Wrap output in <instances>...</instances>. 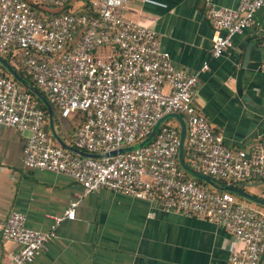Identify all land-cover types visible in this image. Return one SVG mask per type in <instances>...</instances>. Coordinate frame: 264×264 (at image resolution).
Returning <instances> with one entry per match:
<instances>
[{"label": "built area", "instance_id": "1", "mask_svg": "<svg viewBox=\"0 0 264 264\" xmlns=\"http://www.w3.org/2000/svg\"><path fill=\"white\" fill-rule=\"evenodd\" d=\"M70 1L37 3L63 7ZM84 1L83 12L41 17L27 0H0V55H20L61 118L82 112L81 126L68 144L101 155L83 157L60 146L38 101L0 68V124L24 133V166L64 173L85 194L108 188L217 223L240 244L226 264H259L264 215L233 192L185 176L178 163V125L161 124L148 143L113 156L105 153L135 145L157 120L178 113L186 124L183 157L189 167L226 183L260 181L264 198V136L249 151L227 146L193 102L197 76L174 66L155 30L120 15L127 0ZM203 6L215 31L213 57L231 47L235 34L257 24V10L264 12V0H239L235 8L203 0ZM78 201L54 216L48 231L28 228L18 211L0 219V246L3 240L20 245L10 264L31 262L55 237L56 225L74 218Z\"/></svg>", "mask_w": 264, "mask_h": 264}, {"label": "crops", "instance_id": "2", "mask_svg": "<svg viewBox=\"0 0 264 264\" xmlns=\"http://www.w3.org/2000/svg\"><path fill=\"white\" fill-rule=\"evenodd\" d=\"M27 1L41 17L55 11L37 0ZM214 2L235 8L239 0ZM86 8L84 0L68 3L69 12ZM119 13L155 30L174 66L197 76L193 102L227 146L249 151L259 144L264 136L263 11H256L257 24L235 34L231 47L218 57L211 55L215 31L203 0H127ZM75 115L58 116L60 127L53 118L55 131L66 143L77 127ZM164 123L180 127L176 117H166ZM23 144L24 133L0 124V219L18 211L28 228L48 231L53 217L79 198L74 218L58 223L55 237L28 264H226L230 252L240 246L217 223L165 211L155 200L108 188L85 194L64 173L28 168ZM236 185L262 197L260 181ZM241 198L264 215L263 205ZM19 248L17 242L3 240L0 264H10L11 253Z\"/></svg>", "mask_w": 264, "mask_h": 264}, {"label": "water", "instance_id": "3", "mask_svg": "<svg viewBox=\"0 0 264 264\" xmlns=\"http://www.w3.org/2000/svg\"><path fill=\"white\" fill-rule=\"evenodd\" d=\"M0 65H2L4 67V69L14 78V80H16L18 83H20L25 88H27L29 91H31L36 97H38L40 99V101L43 103V105L46 107L50 132L60 146H62L63 148H65L68 151L79 154L83 157L97 158V157L101 156L98 153H89V152H85L83 150L76 149L73 146L69 145L68 143L64 142L54 129L53 109H52V106L50 105V103L48 102L46 96L36 86L27 82L19 73H17V71L13 68V66L9 62H7L4 59V57L1 55H0ZM166 117H176L179 121V124H180V131H179L180 143H179V147H178V163H179L180 167L185 172L189 173L190 175H192L196 179H199V180L206 182L207 184H209L210 186H212L214 188L233 192L240 197H243L249 201H252V202H255V203H258V204H261L264 206V198L251 195V194L245 192L244 190H242L241 188H239L238 185H236V184L226 183V182L221 181L219 179H216L214 177L202 174V173L192 169L191 167H189V165L185 162L184 157H183V146H184V140H185V136H186V124H185V121H184L181 114L170 113V114L163 116L159 120H157L156 123L151 128L149 134L138 145V147L148 143L153 138V136L155 135L156 131L158 130L161 122ZM134 148H136L134 145L125 146V147H121V148L116 149V150L106 152L105 155L106 156H113V155H116L118 153H122L124 151H128V150H131ZM263 259H264V253L261 255V258L259 260V264H261Z\"/></svg>", "mask_w": 264, "mask_h": 264}, {"label": "trees", "instance_id": "4", "mask_svg": "<svg viewBox=\"0 0 264 264\" xmlns=\"http://www.w3.org/2000/svg\"><path fill=\"white\" fill-rule=\"evenodd\" d=\"M47 8H50L51 10H55L53 12H51L52 14H60V13H67L68 12V4H66L63 7H50V6H45ZM91 12V10H89ZM4 57V59L9 62L13 68L17 71V73H19L27 82L33 84L34 86H36L35 82L33 81V79L31 78V76L26 72L25 68L23 67V65L20 63V55L19 54H11V53H6L2 55ZM0 68L2 69L3 73L12 78L13 77L4 69V67L2 65H0ZM18 83V82H17ZM19 86L21 87V89L27 93H29L30 95H32L37 101H38V105L39 107L45 112V114L47 115V109L46 107L43 105V103L40 101V99L38 97H36L31 91H29L27 88H25L23 85H21L20 83H18ZM42 91V90H41ZM43 92V91H42ZM52 109H53V114H54V119H55V124L59 126L58 124V116H59V111L57 110V108L52 105ZM60 117V116H59ZM75 120H74V124L77 126L75 131L81 126V123L84 119V114L82 112H77L76 115L74 116ZM46 126L49 129V124H48V120L46 118ZM60 127V126H59ZM74 134V133H73ZM68 143L72 144L71 139L68 140ZM184 160L187 162V157L184 155ZM188 163V162H187ZM179 166V165H178ZM180 168V166H179ZM185 176L187 178H193L196 181L200 182V183H204L207 184L206 182L196 179L194 178L192 175H190L187 172H184Z\"/></svg>", "mask_w": 264, "mask_h": 264}, {"label": "rangeland", "instance_id": "5", "mask_svg": "<svg viewBox=\"0 0 264 264\" xmlns=\"http://www.w3.org/2000/svg\"><path fill=\"white\" fill-rule=\"evenodd\" d=\"M145 138H146V137H145ZM145 138H144V139H145ZM144 139H142L141 141H139L138 143H136L134 146H135V147H138V145H139Z\"/></svg>", "mask_w": 264, "mask_h": 264}]
</instances>
